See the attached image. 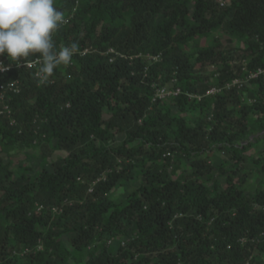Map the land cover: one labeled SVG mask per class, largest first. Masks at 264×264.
I'll list each match as a JSON object with an SVG mask.
<instances>
[{
  "label": "trees",
  "instance_id": "trees-1",
  "mask_svg": "<svg viewBox=\"0 0 264 264\" xmlns=\"http://www.w3.org/2000/svg\"><path fill=\"white\" fill-rule=\"evenodd\" d=\"M55 6L70 64L0 56V264H264V0Z\"/></svg>",
  "mask_w": 264,
  "mask_h": 264
},
{
  "label": "clouds",
  "instance_id": "clouds-1",
  "mask_svg": "<svg viewBox=\"0 0 264 264\" xmlns=\"http://www.w3.org/2000/svg\"><path fill=\"white\" fill-rule=\"evenodd\" d=\"M66 23L55 0H0V56L18 61L19 68L36 70L39 83H46L59 65L70 64L78 52L77 43L56 50L53 34ZM32 54L38 57L28 58ZM37 58L40 66L29 67L27 62ZM0 61L11 68L5 60Z\"/></svg>",
  "mask_w": 264,
  "mask_h": 264
},
{
  "label": "built area",
  "instance_id": "built-area-1",
  "mask_svg": "<svg viewBox=\"0 0 264 264\" xmlns=\"http://www.w3.org/2000/svg\"><path fill=\"white\" fill-rule=\"evenodd\" d=\"M219 2L221 3V5H226L227 2H228V0H219ZM111 51L114 52L115 50L114 49H111ZM27 63L29 65V67H39L40 66V60H39V58L35 59L34 61L27 62ZM8 69H9V67L8 66H5L3 64V62L0 61V74L1 73H4ZM263 72H264V69L263 68H260L258 71L253 72L250 76L251 77H255L258 74L263 73ZM241 81H242L241 79H235L234 84L240 83ZM16 84H18V83L16 81H14V82H9L6 85H2L1 98L3 99V97H5V92L8 89L18 90V89H16L17 88V85ZM229 86H231V85L228 84V87ZM217 91H219V89H217V88L214 87V88L210 89L208 93L209 94L210 93H215ZM180 93H181V87H177L176 89H171V90L167 89L166 87H162V88H159L158 91H157V95L159 97H168V96H172V95L178 96ZM189 96L191 98V97H194L195 95L194 94H189ZM198 97L201 98V96H198ZM5 109H9V112H10L9 105H6ZM90 190H92V188ZM240 242L242 244L246 243L247 242V238H241L240 239ZM253 256L254 255H251V257H250V259L248 261V264H250L251 260L254 258Z\"/></svg>",
  "mask_w": 264,
  "mask_h": 264
},
{
  "label": "rangeland",
  "instance_id": "rangeland-1",
  "mask_svg": "<svg viewBox=\"0 0 264 264\" xmlns=\"http://www.w3.org/2000/svg\"><path fill=\"white\" fill-rule=\"evenodd\" d=\"M219 36L221 37L222 41H223V47L225 49H229V48H232V47H236V46H241L242 43L241 41L239 40H232L230 39L226 34L224 33H219ZM240 53H238L237 55V59H238V62H237V65L241 64L242 61L240 59ZM124 136L119 134L117 136L118 139H122ZM230 156V152H227V151H223L221 153H218V157L214 156L213 159H212V162L213 164H219L221 160H223L224 158H228ZM16 155L13 156L12 159H9L8 158V161H12L15 163V160H16ZM252 176L254 177V179L252 180L251 184L249 183V185L247 186V189L250 190V191H253L255 190L256 188H258L260 185H264V174L262 173H258L257 171L256 172H252ZM132 186V183L131 181L128 183V188ZM254 260H257V261H262L263 258L261 255H259L257 252L254 253Z\"/></svg>",
  "mask_w": 264,
  "mask_h": 264
}]
</instances>
